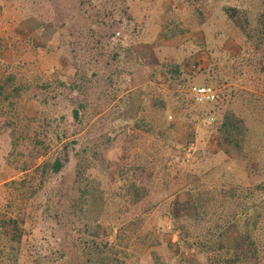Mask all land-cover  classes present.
<instances>
[{"label":"rangeland","instance_id":"rangeland-1","mask_svg":"<svg viewBox=\"0 0 264 264\" xmlns=\"http://www.w3.org/2000/svg\"><path fill=\"white\" fill-rule=\"evenodd\" d=\"M262 182L264 0H0V264H224Z\"/></svg>","mask_w":264,"mask_h":264},{"label":"trees","instance_id":"trees-1","mask_svg":"<svg viewBox=\"0 0 264 264\" xmlns=\"http://www.w3.org/2000/svg\"><path fill=\"white\" fill-rule=\"evenodd\" d=\"M99 1V0H97ZM112 4L115 5L114 2ZM226 13L229 14V17L235 18L237 11L234 7H227L225 9ZM112 14V13H111ZM127 26H130L131 20L129 18H126ZM122 39V38H121ZM213 88H215L213 86ZM218 96L217 100H221L222 96L221 93ZM191 98L190 104L191 106H196L195 109L199 105L194 102L193 98ZM211 104H217V101ZM208 104V105H211ZM213 107V105H211ZM215 106V105H214ZM77 113L75 112V116ZM200 115V113L198 114ZM204 117V115L200 116L199 118ZM206 117V116H205ZM212 117V116H211ZM216 120V123L218 124V118L215 116L214 121ZM49 167V172L53 174H58L62 171L63 165L60 162V160L56 159L53 161L51 165H47ZM84 172H81V175H83ZM80 175V176H81ZM257 188V191L255 195H257V199L252 201V203L246 207L242 212H240L239 217H235L233 223L231 225H228L226 228L221 229L219 233H217L214 237H209V242L215 241L218 246L215 251L218 254H221L222 251H224L227 254L234 253L232 257H228L223 261L224 264H264V250L263 247L258 246V237L263 233L260 231V228L258 227L256 223V215L255 213L258 212L260 208L264 206V182L259 184ZM254 190V189H253ZM229 195V194H228ZM233 196V195H231ZM256 217V218H255ZM252 223V228L251 224ZM17 236H21V233H17ZM113 239L119 238V232L112 235ZM20 243V242H19ZM181 244V242H179ZM107 245V243H106ZM94 251L96 254H102V246L99 244H96ZM207 250L204 252L198 253L197 256L205 255V264H222L221 261H218L217 255H209L207 253ZM210 253V252H209ZM240 255L248 256L246 259L242 258ZM251 256L256 257V263L252 261ZM104 259V257H102ZM118 261L113 259L112 263L107 262V264H117ZM187 264H198V262H189Z\"/></svg>","mask_w":264,"mask_h":264},{"label":"built area","instance_id":"built-area-1","mask_svg":"<svg viewBox=\"0 0 264 264\" xmlns=\"http://www.w3.org/2000/svg\"><path fill=\"white\" fill-rule=\"evenodd\" d=\"M189 94L193 98L194 102L199 105L211 104L217 101L218 95L217 91L211 86H198L192 87L189 90ZM209 119L212 121V117Z\"/></svg>","mask_w":264,"mask_h":264}]
</instances>
